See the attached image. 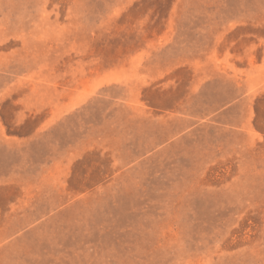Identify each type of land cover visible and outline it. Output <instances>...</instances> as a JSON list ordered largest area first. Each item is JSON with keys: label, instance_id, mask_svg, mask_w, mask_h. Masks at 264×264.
<instances>
[{"label": "rangeland", "instance_id": "rangeland-1", "mask_svg": "<svg viewBox=\"0 0 264 264\" xmlns=\"http://www.w3.org/2000/svg\"><path fill=\"white\" fill-rule=\"evenodd\" d=\"M0 264H264V0H0Z\"/></svg>", "mask_w": 264, "mask_h": 264}]
</instances>
